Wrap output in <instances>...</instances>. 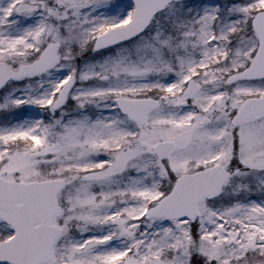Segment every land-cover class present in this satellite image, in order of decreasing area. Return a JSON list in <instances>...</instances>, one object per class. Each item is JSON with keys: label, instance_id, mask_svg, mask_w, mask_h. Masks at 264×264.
<instances>
[{"label": "snow or ice", "instance_id": "6c2138e0", "mask_svg": "<svg viewBox=\"0 0 264 264\" xmlns=\"http://www.w3.org/2000/svg\"><path fill=\"white\" fill-rule=\"evenodd\" d=\"M0 264H264V0H0Z\"/></svg>", "mask_w": 264, "mask_h": 264}]
</instances>
